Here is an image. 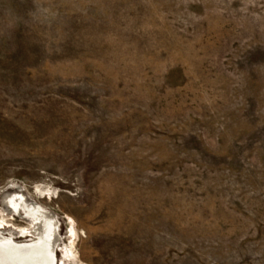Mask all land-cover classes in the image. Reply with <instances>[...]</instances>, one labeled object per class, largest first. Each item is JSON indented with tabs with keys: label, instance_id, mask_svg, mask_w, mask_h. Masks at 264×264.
<instances>
[{
	"label": "rangeland",
	"instance_id": "obj_1",
	"mask_svg": "<svg viewBox=\"0 0 264 264\" xmlns=\"http://www.w3.org/2000/svg\"><path fill=\"white\" fill-rule=\"evenodd\" d=\"M8 190L59 264H264V0H0Z\"/></svg>",
	"mask_w": 264,
	"mask_h": 264
},
{
	"label": "bare ground",
	"instance_id": "obj_2",
	"mask_svg": "<svg viewBox=\"0 0 264 264\" xmlns=\"http://www.w3.org/2000/svg\"><path fill=\"white\" fill-rule=\"evenodd\" d=\"M2 199L1 214L5 216L14 215L13 207L19 212L25 221L34 223V232L31 235L37 241L26 240L15 241V235H6L0 231V264H59L57 263L56 246L60 243L58 233V220L56 214L46 210L37 202H31L21 192L12 190L4 193ZM28 197V196H27ZM62 241V240H61ZM61 244V248L63 251ZM71 251V247H70Z\"/></svg>",
	"mask_w": 264,
	"mask_h": 264
},
{
	"label": "flooded vegetation",
	"instance_id": "obj_3",
	"mask_svg": "<svg viewBox=\"0 0 264 264\" xmlns=\"http://www.w3.org/2000/svg\"><path fill=\"white\" fill-rule=\"evenodd\" d=\"M11 216L12 215H8V216H5V218H2L0 222V231H4L6 235L8 236L15 235V241L17 242L20 241V239H23V238L27 239L29 237H30V241L32 242L37 241V238L31 235V232L32 231L34 232V229H35L34 223L26 221V225H22L21 227L15 228L13 230V226L15 225L9 220Z\"/></svg>",
	"mask_w": 264,
	"mask_h": 264
}]
</instances>
